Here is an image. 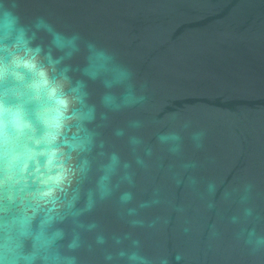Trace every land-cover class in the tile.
Returning a JSON list of instances; mask_svg holds the SVG:
<instances>
[{
    "label": "water",
    "instance_id": "obj_1",
    "mask_svg": "<svg viewBox=\"0 0 264 264\" xmlns=\"http://www.w3.org/2000/svg\"><path fill=\"white\" fill-rule=\"evenodd\" d=\"M0 7L22 23L42 17L113 58L96 79L83 77L89 103L106 112L105 155L97 159L119 158L111 195L87 218L97 228L86 240L105 237L83 254L89 264L132 240L169 264H264V252L250 255L236 238L247 228L264 234V0H0ZM38 38L48 42L42 31ZM67 63L87 66L83 43ZM113 68L127 81L116 83ZM128 91L143 100L100 107L103 95ZM98 174L94 164L90 186ZM125 192L131 199L122 203Z\"/></svg>",
    "mask_w": 264,
    "mask_h": 264
},
{
    "label": "clouds",
    "instance_id": "obj_2",
    "mask_svg": "<svg viewBox=\"0 0 264 264\" xmlns=\"http://www.w3.org/2000/svg\"><path fill=\"white\" fill-rule=\"evenodd\" d=\"M41 31L48 37L46 44L38 38ZM81 43L88 64L76 70L67 61L81 51ZM112 59L82 42L79 34L65 35L42 17L22 23L16 12L0 7V264H89L83 254L90 257L105 244L102 234L94 244L86 240L85 234L97 228L87 218L111 195L119 158L113 153L106 162L97 159L105 155L99 129L106 112L89 103L83 77L96 79L109 70ZM112 70L116 83L127 81L126 71ZM142 100L130 91L120 97L105 94L100 107L118 111ZM94 164L99 174L90 186ZM251 188L245 186L242 202ZM130 199L127 192L120 196L122 203ZM244 216L253 217L254 210L245 207ZM236 238L250 255L264 252V234L254 228L241 229ZM121 243L114 238L115 246ZM181 259L177 253L175 260ZM118 260L169 264L166 256L143 254L138 240L129 248L104 250L103 264Z\"/></svg>",
    "mask_w": 264,
    "mask_h": 264
}]
</instances>
